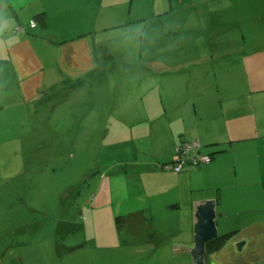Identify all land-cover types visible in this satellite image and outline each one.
Instances as JSON below:
<instances>
[{"label":"rangeland","instance_id":"1","mask_svg":"<svg viewBox=\"0 0 264 264\" xmlns=\"http://www.w3.org/2000/svg\"><path fill=\"white\" fill-rule=\"evenodd\" d=\"M139 8L145 11L138 23L140 30L144 26L143 37L142 32L134 37V27L122 31L120 38L130 44L127 57L109 63L100 79L83 80L73 101H55L48 112L39 113L44 117L35 124L23 120L25 111L20 105L17 110L0 109L2 264H193L188 253L194 234L192 200L211 193L207 187L191 191L183 178L175 181L160 176L164 172L158 161L161 145L156 147L155 141L174 128L170 125L174 120L158 119L160 115L151 118L148 110L175 99L178 90L210 82L214 93H206L198 105L209 107L216 116L217 101L242 83L236 49L244 44L253 47L256 40L264 42L263 18L242 25L245 17L259 15L264 1L141 0L134 2L133 12ZM236 8L241 11L242 26L231 22ZM242 10L248 13L244 16ZM226 20L229 26L222 22ZM101 33L102 38L115 36L110 31ZM222 51L228 56L208 57ZM196 58L207 59L196 68ZM141 74L143 84L151 85V93L142 100L147 111H140L134 121L128 115L140 109V101L133 102L132 96L141 86L137 82ZM2 77L10 82L8 86L1 83ZM13 81L10 66L0 64V107L19 104ZM77 101L84 109L71 108L69 104ZM7 115L20 119L21 125L5 124ZM149 117L151 121L144 122ZM151 124L154 133L147 131ZM17 129L22 131L14 133ZM146 135L150 138H141ZM136 137L140 139L139 162L111 164L101 158V147ZM252 145H241V157L246 156L241 166L251 167ZM190 169L197 174L202 167ZM163 182L179 184V189L169 187L176 191L180 207H170L178 200L174 192L159 188ZM192 183L203 186L198 177ZM253 187L241 184V211H248L241 213V224L255 218L249 211L256 201ZM237 195L226 191L223 200L237 208ZM132 208L137 210L126 212ZM19 223L22 229L14 230ZM224 223L222 217L217 219L218 233Z\"/></svg>","mask_w":264,"mask_h":264},{"label":"crops","instance_id":"2","mask_svg":"<svg viewBox=\"0 0 264 264\" xmlns=\"http://www.w3.org/2000/svg\"><path fill=\"white\" fill-rule=\"evenodd\" d=\"M136 1L141 2V0H0V64L10 66L14 78L13 85L20 100L19 104L10 103L11 106L4 105L0 109L17 110L20 105V110L23 107L25 111L23 120L35 124L44 117L39 113L44 110L48 112L55 101L59 99H69L68 103L73 101V94L76 92L78 94L83 80L100 79L103 72L108 69L109 63L127 57L130 44L120 38L122 31L134 27V37L136 38L140 32L143 37L144 26L140 30L138 23L142 20L145 11L139 8L133 12V4ZM260 4L262 2H259L258 6ZM254 12L256 13V8ZM257 12L259 15L253 16L252 19L246 17L245 20L242 19V25L251 20L264 19V9H258ZM39 13H43L46 17V25L42 26L37 22L31 27V21H34L35 15ZM235 13L237 16H233L231 22L242 26L239 8L233 9V14ZM243 13L245 16L248 10ZM222 22L225 26H229L226 25L228 20ZM17 26L23 31L14 33L13 29ZM103 30L110 31L115 36L102 38ZM121 52H124V56ZM226 53L227 51H222L208 57H211L210 60L221 59L222 56L227 55ZM236 53L235 59H238L237 63L239 62L241 66L242 83L241 86H236V89L234 87L233 93L217 101L216 116H213L209 107L202 103L198 105L206 93H214L213 83L210 82L203 86H188L186 90H178L174 92L177 94L175 99H169L167 104L161 102L159 107L150 106L148 110L151 111L149 114L151 118L160 115L158 119L164 116V121L174 120V124L170 122L174 128L160 137L157 136L155 141L156 147L161 145L162 148H159L160 163L172 158L171 153L174 145L177 144L176 141L199 140L202 152L212 156V161L202 167L197 174L193 169L185 172L160 171L161 177L170 180L185 179L191 191L207 187L211 194L192 200L194 201L193 217L196 205L205 199H213L216 201V212L225 222L219 235L236 231V234L219 251L206 253L205 264H264V42L256 40L254 46L250 48L244 44L243 47L236 49ZM204 59L207 58H202L200 61L196 58L194 66L197 68L198 63ZM191 77L195 79V76L191 75ZM138 78L140 81L137 82H140L141 86L133 93L132 100L135 103L140 101L142 105L140 104V109L135 113L128 115L130 120L138 118L140 111H147L142 100L151 93V85L148 82L143 84L144 75L141 74ZM1 83L5 85L4 87L10 84L4 77L1 78ZM218 86L219 83L215 86L216 90ZM69 105L72 109H84L80 101ZM213 106L215 107V104ZM7 116L4 122L8 126L21 125L20 119ZM150 121L149 117L144 122ZM133 124L134 122L131 123ZM21 131L17 129L14 133ZM147 131L154 133L156 130L151 124ZM141 138L148 139L150 136ZM137 141H140L139 137L115 141L101 147L100 156L106 157L111 164L137 163L140 154ZM248 143H252L254 147V152L251 153L254 154V161L249 162L250 168L241 166L246 159V156L241 157V145L248 146ZM222 146L226 147L225 151L211 153L212 150ZM247 173H252L254 176L247 178L245 176ZM197 177L202 180L203 186L198 187L196 183L195 185L192 183V178ZM246 180H255V183ZM241 184L246 185L247 189L254 184L255 189L252 194L256 199L253 209L249 210L253 212L255 218L250 220L251 222L242 220L243 224H241V213L248 211H241ZM170 185L175 189L180 188L179 184L165 185L164 182L159 188L163 186L174 192V198H179L176 191L170 189ZM226 191L237 195L239 199L237 208L224 202L223 193ZM258 205L261 208L255 210L254 207ZM147 207L150 209V203ZM170 207H180V201H176ZM136 210L137 208H132L126 212L134 213ZM21 229L19 223L14 230ZM2 249H5V246L0 238V255Z\"/></svg>","mask_w":264,"mask_h":264},{"label":"water","instance_id":"3","mask_svg":"<svg viewBox=\"0 0 264 264\" xmlns=\"http://www.w3.org/2000/svg\"><path fill=\"white\" fill-rule=\"evenodd\" d=\"M219 216L216 212V201L213 199L196 205L193 245L190 248L193 264H205L206 244L219 235L216 225Z\"/></svg>","mask_w":264,"mask_h":264},{"label":"built area","instance_id":"4","mask_svg":"<svg viewBox=\"0 0 264 264\" xmlns=\"http://www.w3.org/2000/svg\"><path fill=\"white\" fill-rule=\"evenodd\" d=\"M35 26V22L31 21V27ZM19 26L14 28V33L22 32ZM200 144L197 141L191 143H181L175 147L172 160L161 166L164 171L182 172L187 166H197L208 163L210 157L207 154H201L199 151Z\"/></svg>","mask_w":264,"mask_h":264},{"label":"trees","instance_id":"5","mask_svg":"<svg viewBox=\"0 0 264 264\" xmlns=\"http://www.w3.org/2000/svg\"><path fill=\"white\" fill-rule=\"evenodd\" d=\"M34 22H35V25L37 24V22H39L42 26H45L46 25V17L44 16L43 13H39V14L35 15ZM13 32H14V29H13ZM191 142H193V141H182V142L176 144V146H179L181 143H191ZM199 143H200V141H199ZM225 150H226V147L222 146L220 148H217L216 150H212L211 153L222 152ZM199 151L201 154H206V153L202 152L201 143H200ZM207 155H209V154H207ZM209 157H210V161L208 163L197 165V166L198 167H204L205 165H208L212 161V156L209 155ZM171 160H172V158L167 162L161 163V165H164V164L170 162ZM192 167L193 166H187L184 171L189 170ZM263 185H264V183H263ZM235 234H236V231H230V232H226L224 234L218 235L217 238L213 239L212 241H210L206 244V253L211 254V253L219 251L225 245V243Z\"/></svg>","mask_w":264,"mask_h":264}]
</instances>
